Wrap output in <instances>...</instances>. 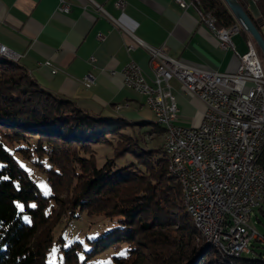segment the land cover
I'll use <instances>...</instances> for the list:
<instances>
[{
	"label": "trees",
	"instance_id": "1",
	"mask_svg": "<svg viewBox=\"0 0 264 264\" xmlns=\"http://www.w3.org/2000/svg\"><path fill=\"white\" fill-rule=\"evenodd\" d=\"M238 2L264 38V0H255L258 19ZM197 8L211 13L218 27L237 24L223 0H197ZM240 33L261 58L251 37ZM3 57L0 264H47L53 246L63 251V264H80L82 244L74 241L64 248L63 231L82 214L108 226L104 235L87 240L83 262L123 243L125 254L113 255L111 264H264L262 254L251 260L209 252L211 245H205L184 211L181 187L163 147L149 146L154 136L163 145L164 127L156 121L140 124L91 114L42 87L19 61ZM149 124L145 134L136 130V125ZM10 141L20 146L12 147ZM95 148L108 154L100 158ZM16 153L24 156L23 164ZM257 163L264 168V148ZM27 168L40 173L46 194Z\"/></svg>",
	"mask_w": 264,
	"mask_h": 264
},
{
	"label": "crops",
	"instance_id": "2",
	"mask_svg": "<svg viewBox=\"0 0 264 264\" xmlns=\"http://www.w3.org/2000/svg\"><path fill=\"white\" fill-rule=\"evenodd\" d=\"M67 1L71 9L63 14L55 10L58 0H0V45L18 56L10 53L5 57L24 65L42 87L104 118L121 116L135 121L149 110L143 97L124 86L121 76L131 61L147 78L151 76L148 56L131 35L163 48L168 56L188 66L219 73H233L239 63L236 53L247 50L249 39L240 32L231 37L233 48H220L216 36L200 21L196 7L183 9L174 0H120L123 9L114 5L119 0ZM90 2L119 26L96 12ZM242 2L258 19L255 0ZM261 30L264 35V26ZM98 33L103 40L97 38ZM129 46L133 50H127ZM87 75L91 76L89 87L81 82ZM171 84L179 108L177 120L196 127L202 120L203 105L176 81ZM118 104L128 107L116 112L113 107Z\"/></svg>",
	"mask_w": 264,
	"mask_h": 264
},
{
	"label": "built area",
	"instance_id": "3",
	"mask_svg": "<svg viewBox=\"0 0 264 264\" xmlns=\"http://www.w3.org/2000/svg\"><path fill=\"white\" fill-rule=\"evenodd\" d=\"M174 2L183 9L196 7L200 21L216 36L219 47L233 48L231 37L241 29L237 24L218 27L211 13L198 10L197 0ZM90 3L96 12L119 26L99 5ZM114 5L118 9L124 6L120 0ZM70 9L67 0H58L55 10L67 14ZM97 38L103 40L104 36L98 33ZM131 38L148 56L151 76L147 78L131 61L121 70L124 86L143 97L153 116L170 127L171 136H163V147L173 150L176 168L187 181L191 208L209 228L210 240L248 253L250 239H258L249 229V215L264 203V168L257 163L264 148V72L254 44L249 40L247 50L236 53L239 63L233 73H219L188 66L168 56L161 47H152L133 35ZM90 81L87 75L81 82L89 87ZM171 81L203 105L202 120L196 127L177 123L179 108ZM127 107L118 104L114 110Z\"/></svg>",
	"mask_w": 264,
	"mask_h": 264
},
{
	"label": "rangeland",
	"instance_id": "4",
	"mask_svg": "<svg viewBox=\"0 0 264 264\" xmlns=\"http://www.w3.org/2000/svg\"><path fill=\"white\" fill-rule=\"evenodd\" d=\"M1 58H4L3 56L0 55ZM124 114H128L127 112ZM143 117H140V119H136L133 121L132 119L131 122H136V123H144V122H155V117L153 116L152 112L149 110H146L144 114H142ZM139 120V121H138ZM141 120V122H140ZM177 123L188 127L189 124H184L181 123L177 120ZM150 124L149 125H143L139 126L136 125L135 127L137 128V131H140L142 133H147L150 130ZM148 136H145L147 139ZM7 141H9V137H5ZM12 147L15 146H20L19 143L10 141ZM158 144L162 143L159 139L158 136H154L151 138L149 141V146L152 148H156ZM98 157H102L104 154H108V151L105 150L104 154L102 153V149L95 148L94 149ZM25 151V150H24ZM15 156L22 161L21 164H23V158L19 153H16ZM28 171L31 173L32 177L37 181L39 188L41 189L42 193L47 192V187L45 184L38 179L40 173L36 174L34 172L30 171V168H27ZM98 219L93 218L91 216H88L86 214H82L78 219L72 221L68 226L65 227L63 231V238H64V244L63 247L66 248L69 246L72 242L74 241H79L83 248L82 251L79 254V259H80V264H111L112 263V257L113 255H123L125 254V246L123 243H119V247L117 249L113 247H109L105 251L99 253L97 256L86 260L83 262L84 259V250L88 249L90 247L89 244H87L88 239H95L96 237L100 235H104L105 232H107V227L101 226L96 222ZM249 229L254 231L257 234L258 239H250L249 241V252L247 253H241L240 257L242 258H247L251 260L259 259L260 255L262 254V257L264 256V203L261 205V208H254L250 212L249 215V222H248ZM58 229V228H57ZM56 229V233H58V230ZM201 239V238H200ZM135 241H138L139 248H142L141 243L137 238L134 239ZM202 242H204L201 239ZM205 244V243H204ZM216 251L215 247H210L209 252H214ZM220 256L221 254L217 252ZM63 251H60L57 247L53 246L52 249L47 253L46 255V262L47 264H63Z\"/></svg>",
	"mask_w": 264,
	"mask_h": 264
},
{
	"label": "bare ground",
	"instance_id": "5",
	"mask_svg": "<svg viewBox=\"0 0 264 264\" xmlns=\"http://www.w3.org/2000/svg\"><path fill=\"white\" fill-rule=\"evenodd\" d=\"M0 54L3 56H10V53L6 52L5 49L0 47ZM155 121L164 127V136H171V129L169 126L160 122L158 118L155 117ZM163 145H164V137H163ZM162 145V147H163ZM169 161V167L171 170V174L173 177L177 179L182 191V205L184 208L185 213L191 218L194 226L198 230V232L202 235L204 241L210 244L212 247H215L222 255L227 257H236L239 256L241 253L245 252H235L231 250L226 244L222 241H212L210 240V233L209 228H206L202 220L198 215L194 214L193 209L191 208V202L189 201V192H188V185L187 181L184 178V174L181 170L177 169V158L173 153V150L170 147H163ZM248 254V253H247Z\"/></svg>",
	"mask_w": 264,
	"mask_h": 264
},
{
	"label": "water",
	"instance_id": "6",
	"mask_svg": "<svg viewBox=\"0 0 264 264\" xmlns=\"http://www.w3.org/2000/svg\"><path fill=\"white\" fill-rule=\"evenodd\" d=\"M229 11L234 16L237 25L247 33L251 39L254 41L255 45L260 51L262 67L264 72V38L254 26L253 22L251 21L250 17L247 15L245 10L242 8L238 0H223ZM205 245H209L206 243ZM206 248V249H208Z\"/></svg>",
	"mask_w": 264,
	"mask_h": 264
}]
</instances>
